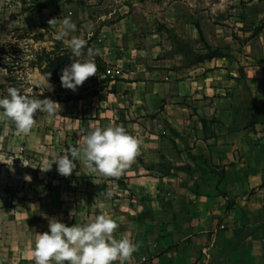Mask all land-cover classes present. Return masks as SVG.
I'll return each mask as SVG.
<instances>
[{
    "label": "crops",
    "instance_id": "1",
    "mask_svg": "<svg viewBox=\"0 0 264 264\" xmlns=\"http://www.w3.org/2000/svg\"><path fill=\"white\" fill-rule=\"evenodd\" d=\"M117 1L90 42L106 79L83 115L85 126L68 135L83 141L96 127L121 125L140 141L138 154L120 176L126 199L107 196L100 188L106 177L81 162L79 175L95 182L79 198L87 209L73 213L70 226L99 215L113 219V237L138 245L125 264H264V0H245L239 10L153 0L155 20L171 30L169 45L161 24L150 29L147 0L138 1L142 15L135 0ZM179 4L189 13L181 15ZM39 113L33 126L47 124L51 133L53 118L39 120ZM22 171L0 164V174L26 178ZM8 177L12 182H0V205H21L18 193L1 196L24 185ZM19 223L0 235L12 238L0 239V264H35L42 232L27 231L24 245Z\"/></svg>",
    "mask_w": 264,
    "mask_h": 264
},
{
    "label": "rangeland",
    "instance_id": "2",
    "mask_svg": "<svg viewBox=\"0 0 264 264\" xmlns=\"http://www.w3.org/2000/svg\"><path fill=\"white\" fill-rule=\"evenodd\" d=\"M42 1L44 0H0V96H6L9 87H15L21 94L37 95L41 99L48 97L61 106L57 105V111L53 114L41 111L39 113V120L53 118L55 128L50 127L51 133L47 130L48 125H43L41 122L39 129L33 126L28 133H21L11 119L0 115V121L3 119L8 121L5 125H0V152H5L0 154V164L26 168V172L22 171L26 174V178L15 177L21 172L10 174L18 181L22 179L24 185H17L19 188L16 191L1 193L3 197L8 195L12 198L18 193L17 196L24 202L21 205L14 203L0 205V211L3 212V209L6 211L0 215V235L14 231L17 228V222L19 223V219L16 218L23 217L22 224L19 223L18 226L23 227L25 231L24 245L28 243V239L30 240L26 237L27 231L33 227L39 228L41 232L48 231L51 219L60 220L70 226L72 214L80 211L82 213L87 209L79 198L83 192H88V186L95 180L89 181L79 175L77 168L82 165L79 161H75L77 167L67 177L57 172L53 161L58 155L67 153L70 148L79 147L83 142L78 140V135H71V137L68 133L75 131L78 134L81 126H85L86 118L83 115L89 114L88 106H95L92 105L95 101L93 96L96 95L98 88H102L107 72L94 51L93 59L97 66V74L88 77L76 91L62 87L58 74L71 63V60L88 58L86 50L87 47L94 50L90 42L94 38L97 27L108 19L107 15L112 13L119 4L117 0H51L52 2L39 12L37 7ZM138 1L140 0H135L134 4H137V7H133V10L135 9L137 15H142L140 7L143 5H139ZM200 1L215 2L214 6H220L217 7L219 9L235 4L238 10L240 5L245 3V0ZM260 1L263 4L262 0ZM154 2L156 1L147 0L144 4L148 8L145 7L149 15L148 24L150 29H156V31L160 29L161 24L163 42L169 45L168 37L171 30L162 22L155 20L159 4ZM179 11L181 15L189 13L182 4H179ZM248 14L249 19L254 20V16L249 11ZM110 16V20H114L118 14L113 13ZM65 17L71 18L76 24V31L72 35L82 37L88 42L83 50L85 54L81 57H74L69 48L59 49V45L64 43L54 38L55 32L62 26V20ZM256 23L259 25L261 22ZM258 25L253 29V33L258 31ZM205 33H209L207 28ZM49 73H51L49 80L53 88L52 90L46 88L41 94L37 87L32 86V80ZM40 91L42 92L43 88ZM91 114L95 112L92 111ZM13 152H18V155L15 156ZM52 162L50 170L45 172L40 169L45 163L50 165ZM10 175L0 174V182L3 184L12 182L8 177ZM123 184L121 177H106L105 181L100 183V188L106 192L111 191V196L116 199H126ZM68 202L70 204H67ZM77 219L80 220L81 216H77ZM2 237H0L2 240L12 239Z\"/></svg>",
    "mask_w": 264,
    "mask_h": 264
},
{
    "label": "clouds",
    "instance_id": "3",
    "mask_svg": "<svg viewBox=\"0 0 264 264\" xmlns=\"http://www.w3.org/2000/svg\"><path fill=\"white\" fill-rule=\"evenodd\" d=\"M75 31L76 24L71 18L65 17L54 38L62 41L74 57H81L85 54L83 50L88 42L82 37L72 35ZM94 55V50L87 47V59L71 60V63L61 71V86L76 91L88 77L97 74ZM50 75L51 73L33 79L32 86L37 87L41 94L46 88L52 90ZM7 93L6 96H0V115L11 119L21 133H28L32 129L37 110L53 114L59 105L48 97L41 99L37 95L21 94L15 87H9ZM139 143L140 141L121 125L96 127L84 137L79 147L70 148L67 153L58 155L53 162L56 164L57 172L65 177L72 174L77 167L75 161H79L83 162L90 173L119 178L137 156ZM53 162L50 165L45 163L40 169L45 172L50 170ZM111 195L112 192L109 191L107 196ZM117 227V223L105 215H99L84 225L71 226L60 220L51 219L48 231L39 233L35 241L34 262L113 264L118 260L120 264H125L137 250L138 245L126 237L115 239L113 232Z\"/></svg>",
    "mask_w": 264,
    "mask_h": 264
},
{
    "label": "trees",
    "instance_id": "4",
    "mask_svg": "<svg viewBox=\"0 0 264 264\" xmlns=\"http://www.w3.org/2000/svg\"><path fill=\"white\" fill-rule=\"evenodd\" d=\"M52 1L51 0H44V1H42L39 5H38V7H37V11H41L42 9H44L47 5H49L50 3H51ZM59 49H63V50H66L67 49V47L64 45V44H60L59 45ZM55 52H57V51H55ZM54 52V53H55ZM59 75V77H60V75H61V73L60 74H58ZM125 184H123V186H124Z\"/></svg>",
    "mask_w": 264,
    "mask_h": 264
}]
</instances>
